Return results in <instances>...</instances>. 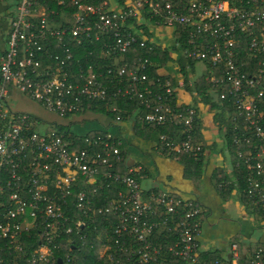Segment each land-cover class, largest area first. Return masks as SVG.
I'll return each mask as SVG.
<instances>
[{"label":"built area","instance_id":"2783aa9c","mask_svg":"<svg viewBox=\"0 0 264 264\" xmlns=\"http://www.w3.org/2000/svg\"><path fill=\"white\" fill-rule=\"evenodd\" d=\"M43 1L0 0L4 7L0 25L9 27L0 55V264H76L67 250L75 245L71 237L76 236L82 245L87 237L80 233L85 227L81 219L67 216L71 209L91 221L104 217L109 229L96 239L103 264H122V256L124 263L154 262L161 247L150 238L158 227L177 236L169 251L185 264H240L235 245L228 258H201L203 209L199 203L171 193L144 191L135 177L142 171L139 166H127V174L116 172L123 142L113 131L91 134L87 148L80 149L77 141L66 140L60 125L15 112L8 101L17 93L47 113L68 119L79 116L86 103L121 98L144 110L135 115V122L143 126L183 127L184 141L159 136L155 146L159 155L199 152L201 145L190 142L195 111L177 112L169 103L172 97L178 100L179 92L195 96L186 91L194 85L191 74L185 81L173 64V87L170 80L161 81L158 70L156 87L151 88L147 60L138 58L114 70L98 69L97 63L70 65L75 56L71 47L99 42L104 54L115 56L144 48L147 41L158 46L154 41L158 34L152 31L166 30V39L181 47L179 56L202 64L200 77L221 89V100L230 96L238 115L261 143L256 155L246 157V164L262 178L249 179L246 193L264 213V168L256 161L264 157V0H124L122 6L114 0L98 4ZM53 1L57 7L66 1L74 4L71 24L49 27L46 15L58 14L47 5ZM243 37L248 38L245 51L255 61L250 73L237 59ZM53 40L58 46H52ZM48 47L58 53L46 56ZM185 72L189 73V67ZM119 121L116 117L115 124ZM111 183L122 190L107 206L96 208L94 200ZM75 190L79 192L73 195ZM112 243L117 245L113 252ZM245 264H264L261 252Z\"/></svg>","mask_w":264,"mask_h":264},{"label":"trees","instance_id":"16d2710c","mask_svg":"<svg viewBox=\"0 0 264 264\" xmlns=\"http://www.w3.org/2000/svg\"><path fill=\"white\" fill-rule=\"evenodd\" d=\"M118 6H122L124 0H114ZM85 2L89 4H98L101 3L102 0H86ZM83 3V2H81ZM51 9H55L58 14L51 15L47 14V20L49 21V27L52 29H60L64 24L72 23V13L76 11V7L70 1H66L65 4L61 7H57L53 2H49L47 4ZM148 40H150V34L147 32ZM241 42V46L237 49L239 51V56L237 59L244 63L245 68L244 71H251V68L255 65V61L250 58L249 54L246 53V44L248 41L247 37L239 38ZM52 46L58 44L56 40L51 41ZM55 44V45H54ZM58 46V45H57ZM54 47L47 48V54L55 55L58 51ZM74 49V60L70 64L71 66H80L85 65L87 63H97L98 69H110L119 68L124 64H130L133 60L136 61L138 58L140 60H147L151 66L148 67L149 74V84L151 88L156 87L154 80L158 78L156 72H159L163 75L159 77L161 81L170 80L171 85L175 84L173 80V76H169L167 74H163L162 71L169 72V70L173 69V64H176L180 70V74L185 77V81L189 79V74H193L195 72V65L197 64L190 58L186 60L179 56L181 47H175L173 41H169L164 45H150L147 41L145 43L144 48L136 47L135 51H129L126 54H117L115 56L106 55L102 51V43H86L82 45L80 48L71 47ZM151 48L152 50H149ZM4 52V51H3ZM2 52V54H3ZM89 52L92 53L89 56ZM173 56H177V59H174ZM78 62V63H77ZM189 67V73L185 72V68ZM250 73V72H247ZM186 91L189 93L195 94V99L193 103L182 104L179 100L172 97L169 101L170 107L176 108L177 112H182V108H190L195 111V116L193 119L192 127L190 130V142L193 146L201 145V149L199 152L188 153H179V154H162V156L174 158L181 165L185 177H188L191 180H199L203 175V162L205 161V151L207 149L212 150V147H206L204 145V139L202 136V124L200 120V115L198 112V104H202L203 106H208L210 112L213 113V121L217 125L218 130L222 136L224 143V150L228 153L230 157V161L232 164V174L227 175L222 168H216L213 170L212 178H213V186L220 187V195L228 198L230 193L236 189L238 192V196L240 198V202L245 206L246 211L249 213H254L256 215L262 216L264 218V213H262L259 209H257L252 200L248 197L246 191L250 186L249 179L257 178L261 179L262 177L256 176L252 171L247 169L246 157L249 153L251 155H256V152L260 151L261 143L253 137L251 130L246 126L242 117L238 115V111L233 106L232 100L230 96H226V99L221 100L219 94L221 93L220 88L214 87L210 82L205 81L204 77H199L194 80L193 88L190 89L186 87ZM223 92H226L225 90ZM192 96V95H191ZM108 103V104H107ZM177 106V107H176ZM115 107L116 111L112 112V108ZM140 111L143 112L142 108H138L137 104L134 102H129L118 98L111 102H89L84 104L83 110L80 112L84 114L86 112L98 114L105 119V123L102 129L99 131H87L80 135H74L70 131V126H60L58 127L60 132L65 133V138L67 141H77L79 143L80 149H86L87 143L86 141L93 139L94 135L106 130L113 131L114 129H118L120 124H125L129 122H135V115ZM116 117L120 118V123L115 124ZM264 125V120H263ZM136 129V136L142 142H146L147 144L156 145L158 143V138L161 135H166L170 137L174 141H184L186 139L185 134H181L183 127L181 125H173L167 123L163 127L156 126H143L137 122L133 127ZM91 134L93 135L91 137ZM79 138V139H76ZM241 153L242 157L238 155ZM127 152L125 151L124 146L122 147L121 153V161L117 163L116 172L127 174ZM257 162L261 163L264 168V157L257 158ZM139 166V165H136ZM140 176L144 178L145 170L142 169L141 173L135 175L138 181L141 180ZM98 184L102 182L98 179ZM81 187H84L81 182ZM103 187H106V184L103 183ZM110 188L107 190H102L100 192V199L97 198L94 200V206L104 207L108 205V201L112 198L116 197V193L122 190V186L118 184L111 183ZM79 190H75L73 195H76ZM72 195V196H73ZM102 197V198H101ZM72 202V201H71ZM67 216L74 217L76 219H81V221L85 224L84 229L80 232L81 235H86L87 239L82 245L77 237L72 236L74 239L75 245L72 248H67L70 254V258H73V262L76 264H103L105 263L104 259L99 258L98 250L100 247V243L96 240L99 236H103L106 229L109 227L105 224V219L102 216H98L93 221L87 219L81 213L74 212L73 209L67 211ZM104 231V232H103ZM35 235H33L34 237ZM104 239L103 237H101ZM178 238L172 233H168L166 228L158 227L154 230L150 242L154 245L161 247V254L157 258H155L154 262L151 264H185L178 257H175L172 252L169 251V247L171 245L176 244ZM131 243L134 244V241L131 240ZM93 245V248L91 246ZM112 252L116 250V246L112 243ZM202 259L215 260L219 258L218 256H209V255H201ZM122 262L125 261V256L121 257ZM122 263V264H123ZM124 264H139L138 262H125Z\"/></svg>","mask_w":264,"mask_h":264},{"label":"crops","instance_id":"0c3cea01","mask_svg":"<svg viewBox=\"0 0 264 264\" xmlns=\"http://www.w3.org/2000/svg\"><path fill=\"white\" fill-rule=\"evenodd\" d=\"M3 9L4 7H0L1 16H3ZM7 30L6 23L0 25L1 36ZM160 37L163 38L161 34ZM3 51L4 49L0 51V55ZM162 73L173 76V69L171 68L169 72L162 71ZM190 98L194 101L195 96L184 92L178 93V100L182 104L193 103ZM14 99L20 100L25 109H13L15 112L30 113L46 124L60 126L64 124L70 128L86 129L80 132L81 134L91 129H102L106 122L102 116L90 112L66 120L56 117L58 121H47L40 116L41 112H47L36 103L17 93L12 95V101ZM198 112L202 124L203 143L206 147H212V150L205 151L203 175L199 180L193 181L185 177L183 169L176 159L159 155L155 149L156 145H149L138 139L136 129L133 128L134 121L120 124L119 128L114 129L113 132L121 137L124 148L126 145L127 166L139 165L145 170L144 179H147L149 184L145 188L141 187L144 191L171 193L180 199L192 200L200 204L203 209L198 240L201 255L228 258L231 255V246L235 245L240 264H245L259 251L264 259V218L246 211L236 189L225 199L220 195V187L213 186V170L222 168L230 176L232 164L228 153L224 150L222 136L213 121V113L210 112L208 106L202 104H198ZM47 114L52 116L50 113ZM53 116L55 117V115Z\"/></svg>","mask_w":264,"mask_h":264},{"label":"rangeland","instance_id":"374dc122","mask_svg":"<svg viewBox=\"0 0 264 264\" xmlns=\"http://www.w3.org/2000/svg\"><path fill=\"white\" fill-rule=\"evenodd\" d=\"M42 2H44V1L42 0ZM112 6H114V5H112ZM8 31H9V27H8V30L5 31V33L3 34V36L0 35V44H1L0 51H2L3 49H5V40L7 38ZM152 33H153V35L155 33L159 34L157 37H154V41L156 43H158L159 45L160 44L161 45H164L165 43H168L169 42V40L166 39V37H165V36H169L168 31L163 30L161 33H158L156 31H152ZM160 34L163 35V38L162 39L160 37ZM2 38H3V41H1ZM203 72H204V68H203L202 64L197 63L195 65V72L193 74H191V78L192 79H197V78H199L202 75ZM190 101H193V99H191ZM8 104H10V106L12 107V109H17V110H22L23 109V110H25L24 107H23V104H21V101L20 100L14 99V101H12V99H9ZM41 113H40V116L44 120H47V121H58L57 120L58 117L56 118V116L54 117L53 115L51 116V115H49L47 113H43V112H41ZM62 120H66V119H62ZM63 126H66V125L63 124ZM83 130H86V129H84V128H77V127H71L70 128V131L72 132V134H77V135L78 134H81L80 132H83ZM94 130L99 131V129H91V130H87V131H94ZM120 140H121V138H120ZM123 140H125V139L123 138ZM123 146H124V142H123ZM125 148H126V145H125ZM139 184H140V186L142 188H145V187L148 186L149 183H148V180L147 179L141 178V180L139 181Z\"/></svg>","mask_w":264,"mask_h":264}]
</instances>
